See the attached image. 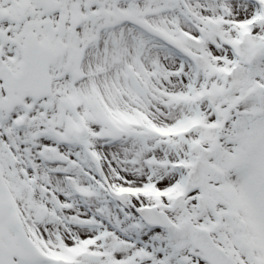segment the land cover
Instances as JSON below:
<instances>
[{"label": "snow or ice", "instance_id": "6c2138e0", "mask_svg": "<svg viewBox=\"0 0 264 264\" xmlns=\"http://www.w3.org/2000/svg\"><path fill=\"white\" fill-rule=\"evenodd\" d=\"M0 264H264V0H0Z\"/></svg>", "mask_w": 264, "mask_h": 264}]
</instances>
